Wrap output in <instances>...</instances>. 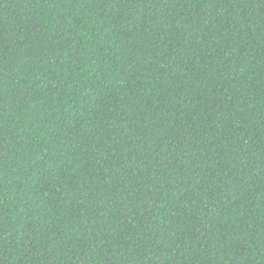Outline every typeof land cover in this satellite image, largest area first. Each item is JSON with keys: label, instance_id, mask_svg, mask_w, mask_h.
<instances>
[{"label": "trees", "instance_id": "trees-1", "mask_svg": "<svg viewBox=\"0 0 264 264\" xmlns=\"http://www.w3.org/2000/svg\"><path fill=\"white\" fill-rule=\"evenodd\" d=\"M0 264H264V0H0Z\"/></svg>", "mask_w": 264, "mask_h": 264}]
</instances>
